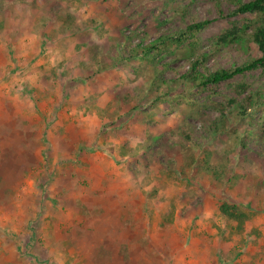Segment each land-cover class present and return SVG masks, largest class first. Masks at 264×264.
I'll return each mask as SVG.
<instances>
[{
	"label": "rangeland",
	"instance_id": "1",
	"mask_svg": "<svg viewBox=\"0 0 264 264\" xmlns=\"http://www.w3.org/2000/svg\"><path fill=\"white\" fill-rule=\"evenodd\" d=\"M215 3L0 0L2 238L33 230L32 245L46 249L61 237L69 251L55 250L57 264H264V138L258 126L243 135L249 116L226 113L231 99L264 90V71L201 88L149 81L155 71L179 77L233 23L252 32L255 17L217 18ZM205 19L195 37L174 42ZM162 37L172 38L154 62L119 51ZM256 53L224 47L202 64L229 68ZM256 110L264 119V105ZM223 202L245 221L221 216ZM11 233L22 253L30 236Z\"/></svg>",
	"mask_w": 264,
	"mask_h": 264
},
{
	"label": "trees",
	"instance_id": "2",
	"mask_svg": "<svg viewBox=\"0 0 264 264\" xmlns=\"http://www.w3.org/2000/svg\"><path fill=\"white\" fill-rule=\"evenodd\" d=\"M215 2L217 6V18H229L246 14L255 17L257 22L253 25L252 32L250 34L247 33V29L252 28L251 25L237 26L236 23H233L228 29H225L222 33L215 37L207 52L191 54L188 58L189 67L187 71L179 77L167 80L165 78V74L160 73V71L158 73L155 71L156 77L153 78V80L150 79V83L153 84L155 81H160L163 85L172 84L182 87L194 86L196 88H201L206 85H218L221 82L231 80L236 76L243 75L253 70L260 69L264 71V0H230L232 9H229L227 14L224 13L221 4L218 3L217 0H215ZM212 21L213 19H205L202 21L191 20L187 22L185 30L180 32L182 34L178 35L179 38H175L176 40H174V42H181L182 44L183 39L187 35L195 37L196 34L202 31ZM171 38L172 37H162V39L148 44H145L144 41H140L134 44V46L129 47L126 44H123L122 46H119V51L121 54L123 52L126 53L123 58H134L136 60L148 58L149 61L154 62L157 58V55H154V52L158 53L157 51L164 48L166 42ZM191 45L195 48V41H193ZM251 45L256 47L257 53L255 55L248 54V58H246L241 64H234L229 68L219 67L213 70L205 68L202 64L205 57L220 51L224 47H236L237 49H245V51H248ZM157 76L159 77L157 78ZM158 98L159 96L155 97V99ZM263 98L264 90L257 88L244 96V99H231L230 102H227L230 103L231 108L229 107L226 113H231L233 111L235 119L238 117V113H241L240 115L243 116H249L246 119L248 128H244V136H249L252 131L251 129H253L254 126H258V134L261 138H264V119H259L262 117L261 115L258 118L253 116L258 112L256 109L259 108L261 104L264 105ZM258 101H260L259 104ZM254 105L257 106L254 107ZM233 109H235V111ZM224 117L226 118V114L225 111H222L219 116V120H222V123L225 121ZM215 123L218 124V120ZM237 145L241 144L238 143ZM213 171L215 172L218 170L216 169ZM218 211L221 216L229 220H234L238 223H243L245 221V215L241 213L235 205H230L226 202L220 203L218 205Z\"/></svg>",
	"mask_w": 264,
	"mask_h": 264
},
{
	"label": "crops",
	"instance_id": "3",
	"mask_svg": "<svg viewBox=\"0 0 264 264\" xmlns=\"http://www.w3.org/2000/svg\"><path fill=\"white\" fill-rule=\"evenodd\" d=\"M15 116H16V118L20 117V116H18V114H16ZM17 121L18 122L15 121V123H14L15 126H12L9 128L11 130L9 132H7L8 134L4 133V136H6L4 138L5 144H6L7 140L16 141V139L18 137L16 133L20 129V127H21L20 125H22L21 124L22 122L20 123V121H21L20 119H18ZM0 125H2V124L0 123ZM3 132H4V129L0 127V134H3ZM3 148H4V150H0V161H1V159H3V157H1V155H4V154L7 155L8 154L7 153V151H8L7 146L4 145L1 149H3ZM14 153H16L15 150H14ZM4 158H5V156H4ZM2 161H5V160L3 159ZM5 163H6V161H5ZM12 230L13 229H11L9 231L6 230V233L4 234L5 238H2L0 236V264H57L58 261H60V260L58 259L59 257L57 258V255L55 254V250L62 251L63 254H64V251H69V247H68L69 245H67V247H66L65 246L66 245L65 240L61 239V237L57 239L56 244L54 243V240L51 239V241L47 243V244L52 243L50 245V247L46 248V249H42V248L38 247L39 244L35 245V246L32 245L31 241H33V239H31V237H32V231L33 230H31V232L29 231L28 232L29 234L23 232V235L21 232H15L14 230L13 231ZM11 232L16 234L18 237H19V235L24 236L25 234L27 235V237L30 236V238H28V240H26V238L24 239L27 242H25L24 247H21V249H20L23 251L22 253H15V251H14L15 245H14V243H12L10 241V238L12 236ZM38 233L39 232H36L35 234H38ZM45 233L48 234L49 231L47 230ZM58 240H60V244L58 243ZM61 240H62V243H61ZM57 244H58V246H56ZM18 245H20V244L17 241L16 246H18ZM47 246H49V245H47ZM32 248H34V252L29 251V249H32ZM257 249H260V246H258L257 248L254 247V249H250L248 251L249 253H247V255L250 254L252 259L255 258L254 256L257 254ZM217 250H218V248H217ZM214 251H216V248L214 249ZM212 260H213L212 264H215L216 259L213 258ZM250 261H249V263H251ZM256 261H259V260L256 259ZM260 262H263V260ZM62 264H64V263L62 262ZM232 264H245V260H243V258L241 256V257H238Z\"/></svg>",
	"mask_w": 264,
	"mask_h": 264
}]
</instances>
